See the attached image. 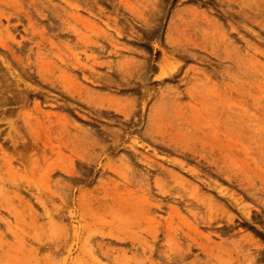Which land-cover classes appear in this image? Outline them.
I'll list each match as a JSON object with an SVG mask.
<instances>
[{"label": "rangeland", "instance_id": "374dc122", "mask_svg": "<svg viewBox=\"0 0 264 264\" xmlns=\"http://www.w3.org/2000/svg\"><path fill=\"white\" fill-rule=\"evenodd\" d=\"M0 264H264V0H0Z\"/></svg>", "mask_w": 264, "mask_h": 264}]
</instances>
